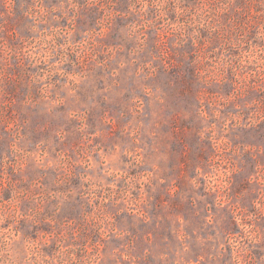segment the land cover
I'll return each mask as SVG.
<instances>
[{
    "label": "rangeland",
    "instance_id": "1",
    "mask_svg": "<svg viewBox=\"0 0 264 264\" xmlns=\"http://www.w3.org/2000/svg\"><path fill=\"white\" fill-rule=\"evenodd\" d=\"M0 264H264V0H0Z\"/></svg>",
    "mask_w": 264,
    "mask_h": 264
}]
</instances>
